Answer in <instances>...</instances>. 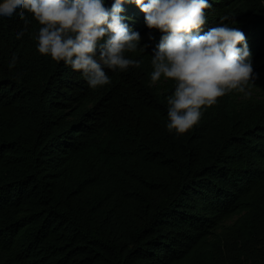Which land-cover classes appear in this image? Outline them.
I'll return each mask as SVG.
<instances>
[{
    "label": "trees",
    "instance_id": "obj_1",
    "mask_svg": "<svg viewBox=\"0 0 264 264\" xmlns=\"http://www.w3.org/2000/svg\"><path fill=\"white\" fill-rule=\"evenodd\" d=\"M209 2L201 34L233 18L224 23L251 52L248 85L263 95L220 97L181 135L166 128L175 82L150 84L162 33L136 4L122 15L131 30L149 29L147 47L126 56L142 64L106 69L111 83L96 89L38 52L34 14L27 25L0 21V264L264 258V0Z\"/></svg>",
    "mask_w": 264,
    "mask_h": 264
},
{
    "label": "clouds",
    "instance_id": "obj_2",
    "mask_svg": "<svg viewBox=\"0 0 264 264\" xmlns=\"http://www.w3.org/2000/svg\"><path fill=\"white\" fill-rule=\"evenodd\" d=\"M125 2L136 4L146 14L147 27L162 33L151 55L150 84L162 77L175 82L167 96L169 133L184 134L218 98L233 91L250 96L251 52L245 34L224 23L233 18L221 16L217 26L201 34L209 0H114L110 8L106 0H3L0 21L17 18L27 25L25 13L34 14L42 25L35 36L38 52L79 71L96 89L111 83L106 69L123 72L142 64L126 56L147 45L141 47L140 33L124 22ZM16 62L13 55L9 69Z\"/></svg>",
    "mask_w": 264,
    "mask_h": 264
},
{
    "label": "rangeland",
    "instance_id": "obj_3",
    "mask_svg": "<svg viewBox=\"0 0 264 264\" xmlns=\"http://www.w3.org/2000/svg\"><path fill=\"white\" fill-rule=\"evenodd\" d=\"M143 30H144V29H141V30L138 31V32L140 33V35H141V38L147 36V34H148L147 31H148L149 29H147L146 31H143ZM246 90H247L248 92H250V96L245 97V95H244L243 93H239V92H236V91H235V93H234L235 97L239 100V99H241V98L260 97V96L263 95V93H262L261 90H259L258 88H255V87H253V86H249V85H248ZM237 217H238V216H235V217L231 218L230 220H228V221H227V224L233 223ZM258 247L264 249V247H260V246H258ZM247 264H264V258H262V257L259 255L257 258H255L254 261H247Z\"/></svg>",
    "mask_w": 264,
    "mask_h": 264
}]
</instances>
